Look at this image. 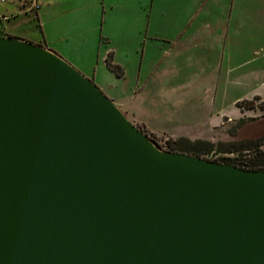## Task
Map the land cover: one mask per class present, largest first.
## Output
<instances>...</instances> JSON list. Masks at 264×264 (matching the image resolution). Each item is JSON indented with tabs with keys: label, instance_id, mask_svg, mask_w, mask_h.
<instances>
[{
	"label": "water",
	"instance_id": "95a60500",
	"mask_svg": "<svg viewBox=\"0 0 264 264\" xmlns=\"http://www.w3.org/2000/svg\"><path fill=\"white\" fill-rule=\"evenodd\" d=\"M0 264H264V170L160 149L61 56L0 36Z\"/></svg>",
	"mask_w": 264,
	"mask_h": 264
},
{
	"label": "rangeland",
	"instance_id": "374dc122",
	"mask_svg": "<svg viewBox=\"0 0 264 264\" xmlns=\"http://www.w3.org/2000/svg\"><path fill=\"white\" fill-rule=\"evenodd\" d=\"M19 2H0V13L5 9L13 13L10 31L26 33L55 47L84 75V71L96 73L94 84L160 149L200 152L207 159H231L245 165L264 156V73L253 70L264 63V0H255L261 12L256 13L259 16L253 23L262 33V41L245 45L234 55L232 62L238 65L230 75L222 69H210V93L194 83L197 78L192 69L166 78L168 86L161 89L124 90L127 81H143L149 72V52L142 62L144 48L161 44L142 25L125 18L128 9L131 20L143 16L139 0H35L41 8L42 24H38L33 11L20 12ZM137 6L141 9L136 10ZM109 47L120 74L102 63ZM237 47H215L210 53V66L219 65V57L227 56L226 50L237 51ZM159 54L157 49L149 61L156 69ZM178 82L185 84L179 86ZM202 110H206L207 119L200 116Z\"/></svg>",
	"mask_w": 264,
	"mask_h": 264
},
{
	"label": "crops",
	"instance_id": "0c3cea01",
	"mask_svg": "<svg viewBox=\"0 0 264 264\" xmlns=\"http://www.w3.org/2000/svg\"><path fill=\"white\" fill-rule=\"evenodd\" d=\"M4 1L0 0V2ZM19 1L20 12L33 11L38 24H42L40 21L42 20L41 8L38 7V3L35 0ZM139 2V6L143 9L137 6L136 10L139 7L144 13L143 16L137 21L131 20L132 14L129 15L128 9L125 10V18L129 22H137L138 25H142L149 36L154 40H160L161 44L157 47V44L151 43L149 47L144 48L142 62L145 54L149 52L148 65L146 66V70L149 69V72L143 81L139 78L127 81L125 84L127 89L124 90H128L130 87L134 88L132 89L134 92L140 87L144 91L148 87L161 89L168 86L166 78L173 76L174 73L176 75L178 71L192 69L197 78L194 83L196 82L198 86L205 88V92L210 93V69L218 71L222 69L230 75L238 65L232 62L234 55L242 51L245 45L262 41V33L257 32L253 26L259 16L256 13L261 12L260 7L257 10L255 0H224L223 2L220 0H139ZM12 14L7 9L0 13V15L6 16L2 22L3 36L28 40L58 54L57 49L50 47L46 42L44 44L37 41L26 33L11 32L10 30L13 28L10 26V21L14 17ZM220 45L238 47L237 51L233 50L234 52H231V49L226 50L228 55L223 54L219 57V65L214 66V63L210 66V53ZM156 48L160 52L158 69L154 68V65L151 67V62H149L152 61ZM113 52V49L109 47L103 55L102 63L106 66L105 58L108 54L112 57ZM253 70L262 75L264 63L259 64ZM84 72L86 77L96 82V73L90 75L88 71ZM155 77H158V80ZM177 84L183 86L185 83L178 82ZM208 98L210 96L206 99ZM200 116L207 119L206 110H202Z\"/></svg>",
	"mask_w": 264,
	"mask_h": 264
},
{
	"label": "trees",
	"instance_id": "16d2710c",
	"mask_svg": "<svg viewBox=\"0 0 264 264\" xmlns=\"http://www.w3.org/2000/svg\"><path fill=\"white\" fill-rule=\"evenodd\" d=\"M1 36H3V31L1 32L0 34ZM105 61H106V64L108 67H110L112 70H114L117 74H120V70H119V67L115 64H113L112 62V59H111V55L108 54L105 58ZM264 106V104H263ZM145 132V131H144ZM147 134V132H145ZM152 140V139H151ZM153 141V140H152ZM154 142V141H153ZM158 146V145H157ZM168 150H175V151H181V152H186V153H193L192 151H182L180 149H175L173 147H169ZM210 149H207L205 151H209ZM193 154H196L198 156H200V152L198 153H193ZM262 157V158H261ZM260 158H258L257 160H250V163L248 164H240V163H235L233 160L231 159H224L225 161L224 162H227V163H231V164H234V165H237L241 168H244V169H249V170H264V156H261ZM220 160V159H219Z\"/></svg>",
	"mask_w": 264,
	"mask_h": 264
},
{
	"label": "built area",
	"instance_id": "2783aa9c",
	"mask_svg": "<svg viewBox=\"0 0 264 264\" xmlns=\"http://www.w3.org/2000/svg\"><path fill=\"white\" fill-rule=\"evenodd\" d=\"M6 19V16L0 15V34L3 31L2 22ZM1 36V35H0Z\"/></svg>",
	"mask_w": 264,
	"mask_h": 264
}]
</instances>
